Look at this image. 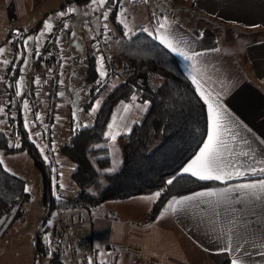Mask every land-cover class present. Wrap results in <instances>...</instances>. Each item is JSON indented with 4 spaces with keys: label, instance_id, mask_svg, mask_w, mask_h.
Masks as SVG:
<instances>
[{
    "label": "trees",
    "instance_id": "1",
    "mask_svg": "<svg viewBox=\"0 0 264 264\" xmlns=\"http://www.w3.org/2000/svg\"><path fill=\"white\" fill-rule=\"evenodd\" d=\"M89 1L69 0L62 4L60 9L61 12H66L63 10L66 6L75 7V4L84 5ZM84 10H86L85 13L94 12L90 8ZM107 12L108 19L105 24H107L109 34L93 36L86 28H83L95 53V56H87V65L83 66L85 69L83 76L87 82H97L101 79L98 71V57L103 54L107 57L106 61L104 60L103 69L107 77L103 84H97L96 88L91 90L90 101L86 105L91 106L99 96L103 98L93 116L92 124L69 130V135L63 142L57 139L60 134L59 128L63 125V118L57 114L58 108L64 105V100L69 94L68 90L64 89L65 69L63 67L65 63L62 67L63 73L61 72L63 84L60 83L59 91L57 89L54 94L53 85L48 79L50 66L46 63L38 65L39 70L33 75L39 77L41 83L31 90L36 92L37 89V104L39 105L31 113H25L22 105L23 100L28 98L31 71L26 75L23 96L17 98L14 93L15 79L18 76L20 65L18 60V69L11 77L7 88H3L0 84V107L5 109L4 113L0 114L5 125V130L0 128V151L5 155L26 153L31 158L34 167L41 174L42 203L47 207L48 212L54 208L78 209L84 210V212L78 211L80 214L90 216L106 201L148 196L164 189L160 198L151 202L142 223L146 225L157 219L173 197L186 196L219 186L213 182L196 180L187 174L179 177L173 185L166 183L167 179L175 175L181 165L187 162L192 153L198 151V148L202 146L201 141L206 139L207 110L206 105L196 93L195 86L189 79H186L187 74L178 58L157 39L149 37L146 32L142 31V28L136 27L133 34L120 43L115 42V39H110L112 29L123 35L124 27L114 19L116 14L114 4L110 5ZM98 19L97 16L93 18L95 29L99 26ZM68 29L65 28L62 31V38ZM15 34L19 35V33ZM194 34L198 35L196 31ZM11 36L12 34H9L5 41ZM24 36L20 35L17 41H12V44L10 42L11 51L15 55L18 50L17 42ZM112 44L113 47H111ZM177 67L179 71L176 70ZM61 91L64 93L63 96L58 95ZM8 95L15 98L10 115L6 107ZM133 95L137 96L136 102L139 105L147 104V110L143 112L141 120L135 123L129 132L120 136V139L125 142L123 163L115 172H109L107 170L112 165L107 146L110 140L106 136L109 131L108 125L111 123L116 106L122 101L131 103ZM40 98L46 101L53 99L55 124L47 130L46 122H40V127L37 129V132L42 133L47 130L45 138L48 142H43L41 135H34L36 131L32 127L29 129L24 127L25 116L29 121H36L37 113L45 116L48 112L46 104L40 105L43 102ZM8 121L13 127H9ZM30 133L34 136V141ZM16 143H19V148L10 146ZM48 151H52L55 156L59 153L73 165L69 180L74 185V191L71 195L58 193L60 200L56 198L57 192H54L56 189L51 186V178L56 179L53 181L55 186L61 175L60 173L55 177L52 175V166L45 159ZM55 161L57 162L56 159ZM24 188L23 179L0 166V220L13 214L14 211L16 214L20 205L27 204L29 193L25 192ZM36 245H38L37 241ZM37 249L42 255L49 253L47 245L40 248L37 246ZM105 262L106 264H118L115 260ZM49 264H64L59 252L52 255ZM219 264H229V259L224 257Z\"/></svg>",
    "mask_w": 264,
    "mask_h": 264
},
{
    "label": "crops",
    "instance_id": "2",
    "mask_svg": "<svg viewBox=\"0 0 264 264\" xmlns=\"http://www.w3.org/2000/svg\"><path fill=\"white\" fill-rule=\"evenodd\" d=\"M116 1L117 4L119 0ZM161 1V5H158L164 12L170 13L179 7V14L183 15L188 8L191 9L194 23L188 28L185 25L187 21L173 18L169 21L172 31L184 42L190 53L195 51L202 54L197 57V67L201 69L205 88L220 95L223 106L251 130L242 132L241 135L246 136L257 151L264 152V144L260 143L264 140V0H168L171 7H166L164 1ZM30 2L31 0H12L14 5L11 10H0V44L8 45L5 53L0 55V61L11 53L12 39L8 37L9 40L5 41L7 36L21 29L25 34L24 28L19 24L26 19ZM68 8L75 9L66 6L63 10L67 11ZM45 10L42 7L37 12L36 29L42 32L43 24L47 20L43 15ZM154 12L155 24L151 23V30L156 27L158 19L166 17L160 10ZM115 13L114 19L117 17L116 6ZM74 21L71 23H78L77 20ZM52 22L53 20L50 21ZM116 22L121 24L120 21ZM71 29L69 26L66 35H69ZM111 34L110 39L121 42V33L112 29ZM254 34L261 36L260 41L255 45H248L244 53L237 55L233 49L224 46L227 38ZM175 56L184 69L186 62ZM71 63V59L65 61V64ZM143 112L140 108H133L124 114L122 104L117 105L114 110L113 116H125L122 122L118 119L121 127L115 140H119L122 157L125 142L120 136L129 132L141 120ZM68 165L72 170L71 164L66 161L65 166ZM204 182L219 184L216 188L224 186L215 181ZM140 197L143 196L106 201L93 215L80 214L76 222L68 223L69 227H89L84 239L90 248L77 251L78 264H100L102 260H115L118 264H218L224 257L229 259L230 264V257L226 253L217 252L221 244L214 239L216 233L212 230L214 221L210 208L193 203L190 208L177 215L169 212L161 218L160 213L154 222L142 225L152 201L144 202ZM104 207L109 212L103 211ZM243 215L249 221L246 231L249 240L243 247L252 255L249 257L241 253V259L244 264H264V259L256 254L260 245L258 238L264 233V205H246ZM239 231L243 233L245 230L239 227ZM64 264L77 263L75 258L70 257Z\"/></svg>",
    "mask_w": 264,
    "mask_h": 264
},
{
    "label": "rangeland",
    "instance_id": "3",
    "mask_svg": "<svg viewBox=\"0 0 264 264\" xmlns=\"http://www.w3.org/2000/svg\"><path fill=\"white\" fill-rule=\"evenodd\" d=\"M163 1L166 7H171V5L168 3V0ZM66 2L67 0H31L26 19L21 22L22 24H19L24 28L25 34L23 30L16 29V31L11 32V39L14 42L17 41V37L20 35H25L17 42L18 50L16 52V56L18 57L17 60L20 61V65L18 76L15 79V85L21 78L26 84V75L29 73V71H31L34 62L38 57L35 55V49L37 48V41L35 39L29 41V48L33 50L31 54L24 52L23 44V41L28 36L37 37L42 32L41 30L39 31L36 29L37 12L42 7H45L46 10L43 14L44 18L47 19V22L52 20L54 21L56 13L61 12L60 5ZM90 2L91 0L88 2V4L74 5V17L67 24V28L71 26L72 29L69 31V35L65 34L62 38L60 56L63 58L64 62L70 61L71 59L72 63L64 64L63 67V69H65L64 89L68 90L69 94L64 100V105L58 108L57 113L59 114L58 116L63 118V125L57 138L61 142L67 139L69 130L87 127L92 124L93 116L96 113V111L92 112V108L95 107L97 101L101 103L103 99L101 96H99L91 106H86L90 101L91 90L97 86V82H87L83 76L85 75V69L83 66L87 65V56H95L93 45L90 42L88 36L83 32V28L86 26L81 22V18L86 12L84 9L89 8ZM116 2V0H113L114 7H117V17L115 21L121 22L123 19L124 22L128 24L129 29H131L128 35H125L126 29L124 24L121 23V25L124 27V34L120 36V41L129 38L137 26H142V29L147 28L151 31V23L153 25L155 24L153 17H155L156 13L154 11L160 10L164 15H166L168 21L173 20V18H175L177 21L178 18L183 22L187 21L185 22V25L188 28L192 23H194L193 14L190 8L185 11L183 14L184 16L179 14V7L174 8V10H172L170 13L164 12V9H160L158 5H161V0H141L140 2L119 0L117 4ZM13 5L14 4L12 3V0H0V10L9 11L13 8ZM74 20H77L78 23H71ZM17 32H19L18 36L15 34ZM73 33L75 34L74 36L72 35ZM45 35L43 38H41L42 40L40 39L41 42L45 39ZM260 39L261 36L257 34L250 35L248 37L239 36L230 39L227 38L224 41V46L227 49H233V51H235L238 55L240 53H244L248 45L257 44ZM41 42H38V44L40 45ZM222 44L223 42H221V45ZM7 46V43L0 44V48L5 49ZM111 47H113V44ZM21 56H23L22 60ZM25 59L27 60L26 68L24 66ZM77 62H79L82 67L80 64H77ZM76 68H78L77 72ZM21 69H23V71ZM76 93L79 95L77 96ZM73 112H76L75 119L73 117ZM41 117L42 122H44L45 116ZM0 128L5 130V125L1 118ZM30 137L33 141L35 140L31 133ZM107 146L110 151L112 167L115 160L119 161L120 167L123 163V160L122 155L119 152V140H117V142H108ZM0 158L4 160V166L2 167L7 169V172L23 179L25 187L30 189V191L27 192L29 193V200L27 204L20 205V209L15 214L12 221L0 233V264H49V261L55 252L60 253L61 259L64 263H66L70 257L75 258V262L77 263V251L90 248V245L88 242L86 243L84 239L86 234L89 232V227H82L78 225L69 227L68 223L71 224L72 222H76L80 216L78 211L84 212V210H56L54 208L48 212L47 207H45L42 203L43 185L41 174L36 169V167H34L31 158L26 153L5 155L1 151ZM55 159L57 162H59L57 166L61 167V176L57 185L55 186L53 181L56 179L52 177L51 186L56 189L54 192L64 195H71L74 191V185L69 180V175L71 172L70 165H68L69 168L65 166L66 161L60 156L59 153L55 156ZM71 167H73V165H71ZM60 184L64 185L62 189L59 187ZM102 210L109 212L107 207H104ZM49 221L51 223H49ZM45 236L49 237L50 244L45 242ZM36 241L38 245L35 246ZM43 245H47L49 247V253L46 255H42L41 251L37 249V246L40 248Z\"/></svg>",
    "mask_w": 264,
    "mask_h": 264
},
{
    "label": "snow or ice",
    "instance_id": "4",
    "mask_svg": "<svg viewBox=\"0 0 264 264\" xmlns=\"http://www.w3.org/2000/svg\"><path fill=\"white\" fill-rule=\"evenodd\" d=\"M109 3V0H91L89 7L93 11H98ZM75 9L68 8L66 12H59V17H64L67 14L74 12ZM108 19V12L103 13V20ZM126 29L125 35L131 31L129 26L124 20H121ZM67 28V25H65ZM105 31H107V24L104 25ZM53 26L50 22H44V31L37 37L28 36L24 41V52L32 53V49L29 48V41L35 39L37 41V48L35 49V55L39 56V40L46 34L52 32ZM149 37H154L159 40L160 44L164 45L171 53L181 57L186 63L184 65V71L186 72V79H189L192 85L195 86V91L199 95L203 104L207 106L206 116V139L201 141L202 146L198 148V151H194L188 158L187 162L182 164L179 171L171 178L167 179V185H173L179 177L187 174L192 178L199 181H215L224 185L223 187L207 188L204 191L194 192L191 195L182 196L179 199L173 197L168 201L164 211L160 216L163 218L165 214L171 212L173 215H177L181 211H185L190 208L193 203L205 205L213 212V231L216 233L214 239L217 240L221 247L217 249L218 253H226L230 257V264H244L241 259V253L251 257L252 253L247 248L243 247V244L247 243L249 237L246 235L249 221L244 217V208L246 205L255 206L257 203L264 205V152L257 151L253 148L252 143L242 132H250L251 130L243 125L238 118L223 106L221 97L219 94H214L212 91L205 88L201 69L197 67V57L202 55L199 52L192 51L191 53L184 46V42L177 38L172 31V26L167 17H163L157 20L156 27L153 30L147 28L142 29ZM75 35L74 33L72 34ZM202 35V34H201ZM59 40H57V43ZM218 51V49H216ZM5 53L4 48H0V55ZM23 55V54H22ZM63 59V58H62ZM104 56L98 57L99 75L101 79L97 81V84H103L107 77L106 71H104ZM4 66L9 65L11 62L7 59L0 61ZM25 68L27 67V60L24 61ZM23 71V69H21ZM179 71V67L176 69ZM34 83L39 85L41 83L40 78L36 77ZM63 84V81H60ZM25 81L21 78L16 83V90L14 95L17 98L23 96V87ZM58 95L63 96L61 91ZM78 96L79 94L76 93ZM137 96L131 97V103L122 104V110L124 114L129 113L133 108H140L141 111L147 110V104L142 107L136 103ZM15 103V101H13ZM99 101L96 102L95 107L92 108V112H95L99 108ZM23 109L25 113L31 111L29 102L23 100ZM5 111L4 107H0V114ZM75 119L76 112H73ZM57 119H59L57 117ZM125 119L124 115L119 118L113 116L112 123L108 125L109 131L106 136L112 141L116 140L119 135L121 123ZM35 120L42 122V117L37 113ZM34 123L30 122L25 116L24 127L29 129L34 127ZM34 135L39 136L40 133L36 132ZM264 144V140L260 141ZM19 148V143L10 145ZM55 149L53 148V151ZM47 159V157H45ZM0 166H4V160L0 158ZM119 167V161L113 162V167L108 169L109 172H115ZM7 170V169H5ZM59 187L62 189L63 184ZM25 192H29L28 187L24 188ZM162 191H156L150 196H143L139 199L144 202L155 201L160 198ZM57 200L61 197L57 193ZM218 218V219H217ZM49 223H51L49 221ZM256 227V225H252ZM239 227L244 228V232L239 231ZM45 242L50 244L49 237L45 236ZM260 241L259 248L256 254L264 259V233H261L258 238ZM255 246V245H254ZM91 264V262H90ZM101 264H106L105 261H101Z\"/></svg>",
    "mask_w": 264,
    "mask_h": 264
},
{
    "label": "built area",
    "instance_id": "5",
    "mask_svg": "<svg viewBox=\"0 0 264 264\" xmlns=\"http://www.w3.org/2000/svg\"><path fill=\"white\" fill-rule=\"evenodd\" d=\"M130 2H140L141 0H129ZM113 4V0H109V3L105 6V8L94 11L93 13L87 12L84 13V16L81 18V22L83 25H85L86 30L93 34V36L97 35H107L109 34V30L105 31L104 24L105 20H103V13L105 11H108L110 9V5ZM59 13V12H57ZM56 13L55 20L51 23L53 26L52 32L46 33L45 39L40 43L39 45V53L40 55L36 58L32 70H31V76L29 79L28 84V98L27 101L29 102V106L31 111H29L27 114L31 113L33 109H35L39 104H37V89L36 92L31 90L32 88H37V84L34 83L35 76L34 73H37L39 70V64L46 63L50 66V76L48 77L50 84L53 85V94L57 92V89L59 91L60 81H61V72L63 73L62 67L65 63L64 60L60 56V50L62 48V31L65 29V25H67L72 19L73 15L67 14L64 17H59ZM99 17V26L97 29L93 26V18ZM104 23V24H102ZM44 27V24H43ZM101 31V32H100ZM19 33V32H17ZM57 40L59 42L57 43ZM14 42V41H13ZM12 43V42H11ZM106 61V55L103 54ZM9 60L11 63L7 66H4L2 63H0V84L3 88H7L9 85L10 79L12 76L16 74V70L18 68L17 63V57L16 55L11 51L10 55L7 58H4ZM2 59V60H4ZM1 60V61H2ZM45 83V82H43ZM40 100H43V102L40 103V105L46 104V107L48 109V112L45 114L44 121L46 122V129L55 124V118L53 116V99L47 100L40 98ZM13 101H15V98L8 95L6 99V107L9 110L8 115L12 114V108H13ZM5 117L8 118V116L5 114ZM34 123V127H32L36 132L37 129L40 127V121H30ZM9 127H13L10 121H8ZM46 132L42 133L41 131H38L40 133V137L42 138L43 142H48V139L45 138ZM47 161L52 166V175L55 177L58 173H60L61 167L57 166V162L55 161V154L52 151H48L47 155ZM59 169V170H58ZM115 264V263H112Z\"/></svg>",
    "mask_w": 264,
    "mask_h": 264
},
{
    "label": "water",
    "instance_id": "6",
    "mask_svg": "<svg viewBox=\"0 0 264 264\" xmlns=\"http://www.w3.org/2000/svg\"><path fill=\"white\" fill-rule=\"evenodd\" d=\"M23 57V56H22ZM18 69V68H17ZM17 71V70H16ZM15 216V211L13 214L5 216L2 220H0V233L7 227V225L12 221Z\"/></svg>",
    "mask_w": 264,
    "mask_h": 264
}]
</instances>
